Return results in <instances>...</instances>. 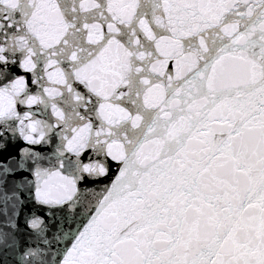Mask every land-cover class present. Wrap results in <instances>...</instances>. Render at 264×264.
Returning a JSON list of instances; mask_svg holds the SVG:
<instances>
[{"label": "snow or ice", "instance_id": "snow-or-ice-1", "mask_svg": "<svg viewBox=\"0 0 264 264\" xmlns=\"http://www.w3.org/2000/svg\"><path fill=\"white\" fill-rule=\"evenodd\" d=\"M0 264H264V0H0Z\"/></svg>", "mask_w": 264, "mask_h": 264}]
</instances>
